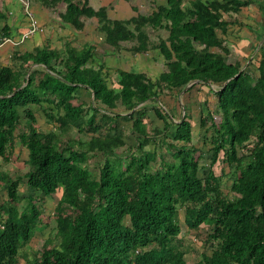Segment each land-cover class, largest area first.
I'll return each mask as SVG.
<instances>
[{"label": "trees", "instance_id": "obj_1", "mask_svg": "<svg viewBox=\"0 0 264 264\" xmlns=\"http://www.w3.org/2000/svg\"><path fill=\"white\" fill-rule=\"evenodd\" d=\"M40 1L47 8L65 4L61 21L76 32L94 19L116 54L125 43H134L125 49L133 55L157 51L166 69L155 80L116 69L111 81L105 63H94L92 45L78 49L69 42L63 51L17 52L14 63L0 67V158L10 162L18 139L28 168L17 177L0 171L7 196L0 205V264H18L20 251L43 230L39 202L59 189L55 226L25 264H186L180 210L189 233L207 228L203 244L211 252L195 264H264L263 62L254 79L239 61H229L226 46L231 26L241 25L229 18L252 0H165L150 15L126 20L110 19L107 7L94 10L89 0ZM148 29L167 37L152 42ZM8 31H0V40ZM197 86L215 97L220 117L217 124L209 110L198 116L199 127L213 131L208 169L192 145L190 110L179 103L185 89ZM167 98L182 116L166 108ZM34 107L55 129L35 127ZM149 110L161 128L150 127ZM151 142L160 153L147 149ZM220 155L232 197L212 171ZM98 158V171L90 169Z\"/></svg>", "mask_w": 264, "mask_h": 264}, {"label": "rangeland", "instance_id": "obj_2", "mask_svg": "<svg viewBox=\"0 0 264 264\" xmlns=\"http://www.w3.org/2000/svg\"><path fill=\"white\" fill-rule=\"evenodd\" d=\"M187 1L185 0L186 5ZM112 4H109L108 16L111 19H120L126 20L135 15H150L158 5L165 4V0H112ZM99 4V3H98ZM97 4L93 3V7H96ZM98 8V7H97ZM133 8H136V12L132 11ZM85 28L81 32H76L67 25V42L72 44V46L81 49L85 44H90L94 47L95 50V59L94 63H105L107 69L110 73V80H115V70L122 69L127 71H136L145 74L151 80H155L158 75L165 71V61L162 56L157 51H148L144 54L133 55L125 49H130L134 43H125L122 45L121 51L119 53H114L112 48L105 44L103 41V37L99 34L96 29V21L94 19L87 20L85 23ZM152 42H157L159 38H166L167 33L164 31H153L151 29L147 30ZM64 47L63 44L61 48ZM63 50V49H62ZM80 100L88 102V95L84 92L80 93ZM203 98H206V105L203 102ZM179 103L184 105V101H186V106L189 108L188 115L190 116L189 121L192 125V145H195L202 152V159L200 160V167L204 169H208L210 166V155H211V138L213 136L212 129H202L198 124V116L203 114L206 115L209 110L213 114V120L215 123H219L220 117L216 113V99L212 95H208V91L202 87H195L190 93L182 92L179 95ZM164 105H168L166 108L171 109L173 106L176 108V119L183 115L181 112V106L178 107V103L174 101L173 98L164 99ZM152 105V104H149ZM46 107V106H45ZM174 108V109H175ZM35 115L37 117L38 123L36 124V128L40 131H50L55 129V124L47 123L44 115L41 113L39 108L34 107ZM150 127H162V123L156 119L154 113L149 110L148 116ZM128 124L125 125V129H127ZM126 138L125 142L127 146L134 145V141L132 137H130L128 130L125 132ZM71 137L77 138L76 130H73L71 133ZM151 142L150 146L147 148L148 150H155L160 153V147L155 146ZM165 150V154L167 155V159L169 160L170 151L163 147ZM120 150L118 153L123 155ZM168 153V154H167ZM13 156L9 163L5 164L2 162L0 158V171H6L14 177L24 175L28 168L25 164L26 161V152L22 148L20 141L18 139L15 140L13 146ZM101 158V156L99 157ZM92 159L90 161V169L98 171L100 167V160ZM222 155H220L218 162L212 167V171L214 174L222 179V190L224 194L232 197L233 194L230 193V186L232 183V177L230 174L229 168L223 163ZM204 172L202 170L199 171V176H203ZM29 192L25 190V187L19 189V194L21 196H25ZM61 195V189L57 191L55 195L51 198H45L39 204L43 208V214L41 216L40 226L43 228L40 232H37L34 238L31 240L29 245L24 247L18 257V264H25L26 260H31L34 256V253H39L42 248L44 241L47 239L50 230L55 226L54 219V208L56 203ZM7 198L6 194L0 189V205ZM180 222L182 228V241L184 242V246L188 250V254L185 256L186 264H195L200 259V254L205 253L210 255L209 246H204L205 242V234L207 228L201 226L200 231L196 233H189L187 228L183 225V210H180Z\"/></svg>", "mask_w": 264, "mask_h": 264}, {"label": "crops", "instance_id": "obj_3", "mask_svg": "<svg viewBox=\"0 0 264 264\" xmlns=\"http://www.w3.org/2000/svg\"><path fill=\"white\" fill-rule=\"evenodd\" d=\"M25 2L29 3V12L25 9ZM111 2L112 0H89V6L98 10L100 7H108ZM93 3L97 6L93 7ZM263 4L264 0H252L250 6L229 18L230 21L237 20L241 25L231 26L226 42L230 51L229 61H239L242 69H246L254 79L260 76L261 62L264 73ZM65 9L66 6L62 3L55 8H47L40 0H0V31L7 28L10 40L0 47V67L14 63L13 55L17 52L31 53L45 47L63 51L67 43V24L61 21L60 16ZM32 22L36 24L35 33L23 39L31 29ZM62 44L64 47L61 48Z\"/></svg>", "mask_w": 264, "mask_h": 264}, {"label": "built area", "instance_id": "obj_4", "mask_svg": "<svg viewBox=\"0 0 264 264\" xmlns=\"http://www.w3.org/2000/svg\"><path fill=\"white\" fill-rule=\"evenodd\" d=\"M25 9L29 12V3L28 2H25ZM36 31V24L35 22H32L31 23V29L23 36V39L25 38H28L30 37L31 35H33ZM10 40L9 39H2L0 40V47L6 43V42H9ZM4 230V225L3 224H0V231Z\"/></svg>", "mask_w": 264, "mask_h": 264}, {"label": "water", "instance_id": "obj_5", "mask_svg": "<svg viewBox=\"0 0 264 264\" xmlns=\"http://www.w3.org/2000/svg\"><path fill=\"white\" fill-rule=\"evenodd\" d=\"M186 90V89H185ZM185 90L183 92H185Z\"/></svg>", "mask_w": 264, "mask_h": 264}]
</instances>
